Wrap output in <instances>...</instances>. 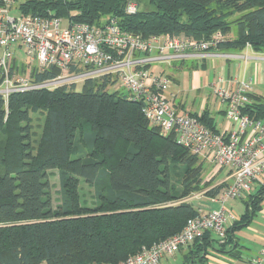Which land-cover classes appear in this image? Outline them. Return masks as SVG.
<instances>
[{
  "label": "trees",
  "instance_id": "trees-1",
  "mask_svg": "<svg viewBox=\"0 0 264 264\" xmlns=\"http://www.w3.org/2000/svg\"><path fill=\"white\" fill-rule=\"evenodd\" d=\"M13 1L24 16L89 25L116 18L123 30L145 39L207 41L220 33L218 52L240 53L249 46L264 54V0H148L155 10L134 14L127 5L138 0ZM232 32L235 38L228 40ZM192 62L191 70L206 68ZM54 75L33 74L38 81ZM249 99L243 113L264 123V98L250 93ZM39 111L45 120L35 146L31 115ZM191 115L220 133L208 109ZM200 159L180 146L174 133L164 135L152 126L141 104L109 93L102 81H87L81 90L0 96V264H121L181 233L200 215L184 199L212 186L202 178ZM54 170L61 197L56 209L49 195ZM80 178L94 190L91 207L81 202ZM227 185L206 194L217 197ZM241 202L244 213L226 228L224 241L206 232L180 248L182 264H209L213 251L241 257L235 232L263 210L264 185Z\"/></svg>",
  "mask_w": 264,
  "mask_h": 264
},
{
  "label": "built area",
  "instance_id": "built-area-1",
  "mask_svg": "<svg viewBox=\"0 0 264 264\" xmlns=\"http://www.w3.org/2000/svg\"><path fill=\"white\" fill-rule=\"evenodd\" d=\"M2 2L0 96L7 99L13 93L77 88L92 80L105 82L107 90L114 88L141 104L150 124L160 128L162 134L174 133L180 146L214 164L218 172L227 173L218 185H228L217 197L210 198L221 205L218 209L200 212L181 233L143 248L121 264H160L206 232L223 242L232 218L224 204L253 195L264 185V123L243 113L250 103V83L219 79L214 85L213 93L226 107V118L235 128L213 133L199 117L178 109L171 91L172 79L161 67L176 61L241 59V55L215 50L224 39L220 33L207 41L184 36L145 39L123 30L116 18L89 25L55 17L24 16L13 0ZM137 11L136 3L129 2L127 12ZM258 55V60H264V54ZM46 71L56 75L42 81L33 76ZM252 264H264V251Z\"/></svg>",
  "mask_w": 264,
  "mask_h": 264
},
{
  "label": "rangeland",
  "instance_id": "rangeland-1",
  "mask_svg": "<svg viewBox=\"0 0 264 264\" xmlns=\"http://www.w3.org/2000/svg\"><path fill=\"white\" fill-rule=\"evenodd\" d=\"M135 3L137 5V9L140 11L155 10V7L151 5L148 0H138L135 1ZM233 38H235V32H232L227 37L228 40ZM230 54H237V53H230ZM238 54L245 55V53H238ZM257 56L260 57V55ZM261 56L264 57V55ZM225 61L226 59L220 58V60H218V63L220 62L225 63ZM230 61H231L230 62L231 72H233L234 74L238 69V72L236 73L235 76L239 77L240 81L244 79L246 83L248 84L250 83V88L254 90L257 94L262 95L264 98V60L250 61L248 59L239 58V59H231ZM192 63H193L192 61H188L187 64L185 65L182 66L178 65L180 66L179 69L186 70L181 74L175 75V73L171 72L170 69H166V70L168 73L169 72L172 73L170 77L172 80L173 79L175 80L171 87L176 91H186V94H189V98L187 102L188 107L191 110L198 111L200 105L202 104V93L198 94L197 91L195 90V87L199 86L201 88H204L202 86H204L206 77L212 78L214 77L215 74L219 75L221 71V67L220 66L216 67L215 65L213 67L212 62L208 61L207 68L199 67L198 69L191 70V68H193V65H195ZM81 88H82L81 86H78L77 90H81ZM108 91L109 93L117 92L116 89L114 88H111ZM206 92L209 93L210 90H207ZM210 93H212V91ZM209 96L216 97L215 95H209ZM194 100L195 103L192 106V102ZM214 116L216 118L217 126L219 128H223L224 117L219 114H214ZM44 120H45L44 111H39L31 115V126L33 133L32 141L35 146L37 145L40 139L44 126ZM200 160L203 162L204 171L202 178L204 179V182H208V181L211 182L212 186L210 188L219 186L218 184H220L224 179V176L220 173L226 171L218 172L217 169L214 167V164H212L211 162H207L206 160H202V159ZM79 180H80L81 202L83 205L91 207L94 200L93 199L94 190L90 186H88L82 178H80ZM174 180L177 181L178 178L176 177ZM49 182H50L49 195L51 198L53 209H56L61 203L58 171L54 170L50 172ZM178 184L179 182L177 183V185ZM208 189L204 191H207ZM204 191L193 193L188 198L184 199V201L191 202L193 207L201 213L218 209L221 205L218 203H212L210 201V197H208L206 194L209 190L205 194ZM232 203L234 204L231 207ZM224 208L227 212H232L235 215L236 219H239L240 216L243 215L245 210L244 204L241 202V200L227 201L224 204ZM230 224H228L227 227H229ZM263 235H264V208L255 217V219L253 220L250 226L240 228L235 232V237L238 239L241 249L243 248V253L246 257L256 256L259 254L260 250L264 247V242L262 240V238L264 237ZM181 259H182L181 256L177 255L175 259L176 264H180ZM164 263L165 262L163 261L162 264Z\"/></svg>",
  "mask_w": 264,
  "mask_h": 264
},
{
  "label": "crops",
  "instance_id": "crops-1",
  "mask_svg": "<svg viewBox=\"0 0 264 264\" xmlns=\"http://www.w3.org/2000/svg\"><path fill=\"white\" fill-rule=\"evenodd\" d=\"M241 53H245V55H241V59L244 58V59H248L250 61L259 59V57L257 56L258 54L253 52L251 48H246ZM218 60H220V58H210V59H206V60H189V61H198L201 64L204 63L206 65V68L208 66V64H207L208 61L212 62L213 67H214V65L216 67H218V66L221 67V71H220L219 75L215 74L214 77H212L213 79L211 77H206L204 86H202L204 88H201L199 86L195 87V90L197 91L198 94L202 93V104L200 105V108L198 109V111L191 110L188 107L187 102H188L189 94H186V91H176L172 87H171V91L176 96L175 102H176V105L180 111H182L184 113H188V114H194V113L200 114L205 109H208L212 113V115L215 119V122H216V118H215L214 114H219V115H222L224 117V123H223L224 126H223V128H219L217 126L218 130H220V131H232V130H234L235 125L232 122H230L228 119H225L226 118V115H225L226 107L224 105H222L216 97H214V96L210 97L209 95H214V93H213L214 85L218 82L219 79H224L226 81H235V82H240V79H239V77L235 76L236 73L238 72V69H237L236 73H234V74H233V72H231V69H230V67H231L230 62L231 61L230 60H228V61L226 60L225 63H222V62L218 63ZM180 62H182V61H176V62L172 63L171 66H168V67L162 66L161 68L165 67V70L170 69L171 72L175 73V75L181 74L182 72H184L186 70L179 69L180 66H178V65H180ZM169 75H172V73L169 72ZM242 80L245 81L244 79H242ZM174 81L175 80L173 79L172 84ZM207 90H210V92L212 91V93H210V92L207 93L206 92ZM251 93L258 95V96H262L260 94H257L252 89H251ZM194 103H195V100L192 102V106L194 105ZM216 125H217V122H216ZM220 174H222L225 178L227 173L221 172ZM233 204L234 203L231 204V207ZM205 213H207V212H205ZM229 213L232 214V218L229 222V224L231 223L230 224V226H231L234 221H237L240 218L236 219L235 215L232 212H229ZM262 240L264 242V237L262 238ZM240 250H241V257L236 258V259L231 258L227 255L221 254L219 252L213 251L211 253V256L209 257V264H252V260L254 258L260 256L262 251H264V247L260 250L258 255L251 256V257H246L244 255L243 248L241 249V247H240ZM177 255L181 256V253H177V254L173 255L172 257H166L163 260L165 262L164 264H176L175 259H176ZM163 261L160 264H162ZM180 264H182V259H181Z\"/></svg>",
  "mask_w": 264,
  "mask_h": 264
}]
</instances>
